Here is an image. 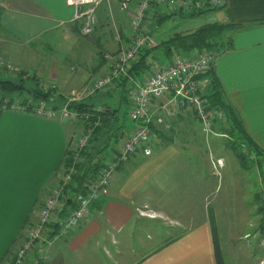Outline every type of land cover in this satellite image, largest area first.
<instances>
[{
    "label": "crops",
    "instance_id": "crops-1",
    "mask_svg": "<svg viewBox=\"0 0 264 264\" xmlns=\"http://www.w3.org/2000/svg\"><path fill=\"white\" fill-rule=\"evenodd\" d=\"M105 1L112 5L108 2L106 6ZM117 5L118 0L99 3L98 27H103L101 15L106 12L113 15L112 7ZM214 9L220 14L216 22L241 27L222 32L225 44H221L213 69L207 74L216 78L224 100L236 110L245 129L264 152V0H226L223 7ZM154 11L159 15L156 7ZM75 12L67 0H0V57L15 66L13 70L0 67V75L10 72L19 78L29 75L43 89L60 88L63 93L57 91L51 98L61 103L107 70L110 61L103 54L115 52L118 37L123 39L128 32L119 18L122 15L111 21L116 38L111 33L103 42L102 30L97 32L100 33L97 41L108 46L103 57L96 54V60L88 57L87 62L78 64L86 70L95 65L72 83L76 86L70 83L73 74L58 73L60 62L56 54L60 48L54 44L65 37L79 43L81 40ZM111 87L114 89L115 83ZM2 94L5 99L27 98L26 91L20 95L5 91ZM225 118L217 121L214 134L205 135L192 110L179 109L174 116L165 115L169 127L159 128L158 133L174 140L162 146L154 142L150 155L137 153L118 166L108 193L94 203L87 221L53 242L48 261L37 260V248L32 247L23 264H217L209 222L205 216L204 221L190 222L192 214L179 209V200L170 199L171 193H179L180 182L163 176L162 169L174 156L183 159V154L198 155L202 130L201 142L212 150V173H218L217 167L230 165L235 174L232 181L248 185L247 174L237 175V169L246 173L248 169L241 168L227 146V141L233 138L223 130L227 125ZM175 125L177 130L173 131ZM182 128L187 131H181ZM83 129L81 121L45 118L12 108L0 110V264L13 258L37 219L39 204L59 185L64 170L62 161L66 152L74 149ZM242 150L248 154L244 147ZM250 158L258 166L257 157ZM195 199L192 196V208ZM212 214L219 220L215 212ZM168 226L179 227L180 231Z\"/></svg>",
    "mask_w": 264,
    "mask_h": 264
},
{
    "label": "built area",
    "instance_id": "built-area-1",
    "mask_svg": "<svg viewBox=\"0 0 264 264\" xmlns=\"http://www.w3.org/2000/svg\"><path fill=\"white\" fill-rule=\"evenodd\" d=\"M67 1L75 7L79 34L91 35L98 23L97 6L102 0ZM118 3L119 9L128 16L129 26L125 37H118V49L104 54L110 61L107 70L94 77L81 90L72 92L59 108H53L42 101L27 110V106L21 105L19 100H13L7 106L9 99H5L3 108L28 111L45 118L80 120L84 124L83 132L72 150L73 164L64 168L59 185L39 204L36 221L32 223L31 230L24 235L14 257L7 264H23L32 247L37 248L38 260L48 261L53 242L83 225L90 216L91 205L108 193L110 180L117 167L132 155L142 153L148 156L152 153L159 128L169 127L165 122V115H174L177 110L188 108L195 114L205 135L214 134L213 127L217 121L225 118V111L211 106L208 99L211 79L207 73L219 55L215 49L174 53L163 63L152 60L148 70L139 77L131 75L130 70L140 50L144 46L156 44L147 24L149 15L156 13L154 7L163 5L171 12L189 13L223 7L226 0H118ZM0 67L13 68L12 64L7 61L5 63L1 57ZM123 77L129 84L127 117L133 122V126L109 151L94 181L84 189L85 194L78 196L77 207L65 210V191L75 170L74 164L93 136L94 127L100 124L99 117L91 122V113L70 110L67 104L93 96ZM261 198L264 201V193ZM52 224H56L57 228L52 229Z\"/></svg>",
    "mask_w": 264,
    "mask_h": 264
},
{
    "label": "rangeland",
    "instance_id": "rangeland-1",
    "mask_svg": "<svg viewBox=\"0 0 264 264\" xmlns=\"http://www.w3.org/2000/svg\"><path fill=\"white\" fill-rule=\"evenodd\" d=\"M108 2L110 1H105L106 6L109 5ZM111 3L112 2H110V4ZM102 5L103 4H101L99 8H101ZM118 7V5L116 7H112L113 15L108 14V12L102 14L101 16H103V19H101V22H104L103 27H98L96 25L98 29L95 27V31L91 35L80 36V43L79 41H76L74 39L69 41L66 37L62 39L59 35L58 39H61L57 42V44H54V46L57 45L60 48V50L56 54L57 60H59L60 62L58 73H63V75L73 74L72 76L70 75L71 84L76 83L83 76V74L90 70L93 65H95L91 64V68L86 70V68H83L82 65L78 66L79 63L87 62L88 57L96 60V54H98L99 57H102V54L106 49L105 47L108 46V44L104 45V43L100 42L101 40L97 41V34L100 35V33L97 32L99 30H102L100 37L103 38V42L105 41V38H109V35H111V33H114L115 28L113 24H111V21L113 19H117L116 15H122L124 17L126 16V13L120 10ZM156 9L159 12V16L164 17L160 21H158L156 17L153 18L151 14L149 15L150 17L147 23L149 33L155 43L167 41L174 35H184L196 30L198 27L204 24L211 23L213 21H219L220 19L219 11L216 9H207L206 11L196 15H188L192 12L172 13L163 5L156 6ZM124 17L119 18L121 20L123 19V25H126L128 27L129 19L127 16V18ZM116 25L118 30V22H116ZM222 39V33L217 34L214 38L215 43L218 45L213 48L217 52H220V49L223 47L221 44H225V42H222ZM169 45L170 47L177 49L172 42ZM166 46L167 44L165 43L161 44L160 47H158L159 50H157L156 52V58L154 59L155 61L162 62L167 59L162 58L164 55L162 54V52L166 48ZM173 51L175 53H180L175 50ZM86 64L85 66H87ZM88 65H90V61ZM12 67L13 68H11V70H13L15 66ZM29 70L31 71V69ZM0 79H12L18 81L20 78L17 77V75L13 74V72H10L6 76L3 74L0 75ZM34 83V78L30 77L29 75L24 79V84L28 87L34 85ZM72 85L76 86V84ZM107 89L112 90L111 92L115 94V98L113 99V101L117 102L118 95L116 96V89L113 90L112 87H109ZM128 90L129 88L126 89L125 92L127 97ZM2 91L3 90L0 88V98L5 96L2 94ZM57 91H60V88L57 89ZM57 91L55 89V92ZM103 91H106V89ZM64 93L66 94L67 92L64 91ZM57 103L60 104L59 102ZM120 110L122 116V112L124 113V110L125 112L127 111L126 105L122 104ZM166 119L168 120L169 117L167 116ZM132 126L133 122L126 116L124 119V129L128 130ZM172 129L173 131L177 130L176 125ZM181 131L187 130H185V128H182ZM179 133L181 132L179 131ZM161 135L162 136L157 133V138L155 140V143L158 146L165 145L169 143L167 141L174 140V138L170 139L164 137L163 133ZM201 136L202 138L200 139V141H198V147L200 149L198 155L192 156L183 154L182 158L184 159V161L180 156H174L173 160H171L167 167L165 166L162 169L163 176H166L167 178H174L181 184L179 193H171L172 197L170 196V199H173L174 197V199L179 200V209L184 208L190 214H192V217H190V222L193 221L194 223H199L200 221H204V216L206 217V220L209 222L211 228L214 248L215 245L217 246V249L215 248L218 251L216 252L215 250L216 257L218 253L217 261L219 259V262L223 261L224 264H264V237L260 235L259 237L257 236V234H260L258 232L260 230L259 224L262 220V215L258 211L259 202H256L255 200L257 190L261 191L262 189L261 194L264 193V189L261 186V184L264 185V163L260 165V167H258L256 160H253V162L250 163L251 165L253 164V166L247 170V173L246 171H243L244 169H237V175H239L240 172L242 173V176L244 173L247 174L248 185H240V182L232 181V177H234L235 174L232 173L230 165H225V167H217L216 170L218 171V176L217 174L212 173V150L210 149V147H206L204 141L201 142L204 138L202 130ZM106 137L101 136L100 142H98L99 146H101L102 142L106 140ZM123 137L124 136L120 137V139H122ZM112 141L113 140L108 141V147L112 145ZM222 145H226V142L223 140ZM152 147L154 148L155 145H152ZM106 156H108V153ZM213 157L214 159L216 157L214 152ZM192 196L197 198V201L195 199L193 202V208ZM205 196L206 198L204 199ZM224 199L230 202H223ZM213 212H215L216 218H219V220L214 219V214H212ZM168 228H176L178 231H180L179 227L168 226ZM246 231L248 232L247 235H245Z\"/></svg>",
    "mask_w": 264,
    "mask_h": 264
},
{
    "label": "trees",
    "instance_id": "trees-1",
    "mask_svg": "<svg viewBox=\"0 0 264 264\" xmlns=\"http://www.w3.org/2000/svg\"><path fill=\"white\" fill-rule=\"evenodd\" d=\"M202 12L204 11L192 12L188 15H196ZM172 13L181 12L174 11ZM156 15L157 14L153 15V18L156 17L158 21H160L164 17ZM240 27L241 26L238 24L220 23L215 21L204 24L198 27L196 30L184 35H174L171 39L156 43L153 46H144V48L140 50L138 58L133 61L130 73L134 77H139L146 70H148L152 60L156 58V52L157 50H159L158 47H160L161 44H167L166 48L162 52V54H164L162 58L168 59L172 54L175 53L173 50L180 53H189L192 50L213 48L218 45L214 40L217 34H221L223 31L229 29H238ZM78 29L79 27H77V30ZM171 42L176 46L177 49L170 47L169 44ZM25 78L26 77H21L18 82L10 79H2L0 80V88L8 93L17 92L19 95L26 91L27 98H19L18 100L21 105L27 106V110H31L35 105L42 101L48 105L51 104L53 108H59L67 101L66 99H64L63 102L58 104L57 101L52 100L51 98L55 93L54 87L43 89L37 80V82L35 81L34 85H32L31 87H27L24 84ZM210 79L211 84L208 94L209 103L211 106H216L217 108L222 109L226 112L225 121L227 125L223 128V130H225V133L233 138L227 141V146L231 148L232 153L238 160L241 168L249 169L253 166V164H250L253 162V159L250 158L251 155L257 157L258 166L260 167V165L264 163L263 149L247 132L236 110L224 100L222 90L216 78L212 77L211 75ZM128 88V80L123 77L115 81V88L113 89H116V96L118 95L117 102L113 101V99L115 98V94L111 92L112 90L107 89L104 92L97 93V95L95 94V96L93 95L82 100L69 102L67 104L70 110L91 113V122H93L96 117H99L100 124L94 127L93 136L91 137L88 145L81 150L80 159L74 164L75 170L71 176L70 182L66 186L65 191L67 196L65 200V210H67L66 208L70 209L77 207L78 196L82 194V190H84L90 183L94 181L97 173L103 167L104 161L108 157L106 156L107 153H109V151L113 148L114 144L120 139V137L124 136V119L127 116V111L125 112L124 110V113L122 112L121 116L120 108L122 104L126 105L127 107L128 98L125 92ZM14 99L15 98L13 97L10 98L7 106H9V104ZM4 103L5 98H0V110L2 109ZM97 108L100 109L97 110ZM101 136L107 137L106 140L102 142L101 146H99L98 142H100ZM109 140L113 141L112 145L108 147ZM242 147L247 150L248 154H245V152H243ZM73 161V151L66 152L65 158L62 161L63 167H69L71 164H73ZM261 192L262 191L257 190L255 200L256 202H259L258 211L262 215V220L259 224L260 230L258 233H260V236L264 237V202L261 199ZM93 205L94 203L91 205V208ZM56 228L57 225L52 224V229ZM215 248L217 249L216 245ZM216 252L218 251L216 250ZM217 264L224 263L223 261L219 262L218 259Z\"/></svg>",
    "mask_w": 264,
    "mask_h": 264
},
{
    "label": "water",
    "instance_id": "water-1",
    "mask_svg": "<svg viewBox=\"0 0 264 264\" xmlns=\"http://www.w3.org/2000/svg\"><path fill=\"white\" fill-rule=\"evenodd\" d=\"M213 69V68H212ZM85 194V190H82V195ZM82 198L80 197L79 200H81Z\"/></svg>",
    "mask_w": 264,
    "mask_h": 264
}]
</instances>
